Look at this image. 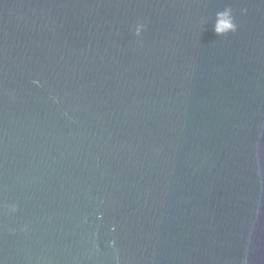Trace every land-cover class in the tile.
I'll return each instance as SVG.
<instances>
[{"label":"water","instance_id":"water-1","mask_svg":"<svg viewBox=\"0 0 264 264\" xmlns=\"http://www.w3.org/2000/svg\"><path fill=\"white\" fill-rule=\"evenodd\" d=\"M0 264H264V0H0Z\"/></svg>","mask_w":264,"mask_h":264},{"label":"clouds","instance_id":"clouds-1","mask_svg":"<svg viewBox=\"0 0 264 264\" xmlns=\"http://www.w3.org/2000/svg\"><path fill=\"white\" fill-rule=\"evenodd\" d=\"M212 27L216 34L227 35L228 33L236 32L239 26L232 13V9L230 7H227L215 14V19L213 21ZM143 28L144 25L142 23L138 24V26L136 27L137 34H139Z\"/></svg>","mask_w":264,"mask_h":264}]
</instances>
